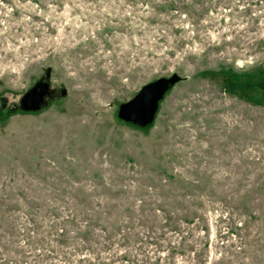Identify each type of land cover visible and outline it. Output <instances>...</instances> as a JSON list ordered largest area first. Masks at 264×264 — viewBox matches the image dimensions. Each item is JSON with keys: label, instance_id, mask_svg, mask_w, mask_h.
<instances>
[{"label": "rangeland", "instance_id": "rangeland-1", "mask_svg": "<svg viewBox=\"0 0 264 264\" xmlns=\"http://www.w3.org/2000/svg\"><path fill=\"white\" fill-rule=\"evenodd\" d=\"M263 79L264 0H0V264H264Z\"/></svg>", "mask_w": 264, "mask_h": 264}, {"label": "water", "instance_id": "water-1", "mask_svg": "<svg viewBox=\"0 0 264 264\" xmlns=\"http://www.w3.org/2000/svg\"><path fill=\"white\" fill-rule=\"evenodd\" d=\"M177 77L157 78L145 83L126 101L117 107V117L124 121L143 127L151 122L158 100L167 87L173 84ZM46 92V85L38 82L30 88L20 99L22 107L36 108Z\"/></svg>", "mask_w": 264, "mask_h": 264}, {"label": "trees", "instance_id": "trees-1", "mask_svg": "<svg viewBox=\"0 0 264 264\" xmlns=\"http://www.w3.org/2000/svg\"><path fill=\"white\" fill-rule=\"evenodd\" d=\"M264 83V79L263 80H261V81H259L257 84H256V87H264L263 84ZM251 101H253V102H255V103H258L259 101L257 100V99H254V100H251ZM122 121V120H121ZM122 122H124V121H122ZM124 123H126V124H128V125H130V126H135V127H138L137 125H135V124H132V123H129V122H124ZM147 127V126H146ZM138 128H141V127H138Z\"/></svg>", "mask_w": 264, "mask_h": 264}]
</instances>
